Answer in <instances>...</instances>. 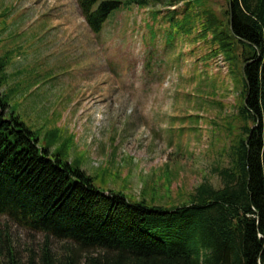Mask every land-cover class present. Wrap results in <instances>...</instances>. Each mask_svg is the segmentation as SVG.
<instances>
[{
    "label": "rangeland",
    "instance_id": "1",
    "mask_svg": "<svg viewBox=\"0 0 264 264\" xmlns=\"http://www.w3.org/2000/svg\"><path fill=\"white\" fill-rule=\"evenodd\" d=\"M166 12L164 0L125 6L94 35L76 0H0L5 118L24 123L40 150L101 191L163 210L203 182L222 185L213 168L229 167L244 104L242 60L206 61L202 43L193 53L183 36L170 41ZM43 243L0 217V244L18 262ZM7 258L1 248L0 263Z\"/></svg>",
    "mask_w": 264,
    "mask_h": 264
},
{
    "label": "trees",
    "instance_id": "2",
    "mask_svg": "<svg viewBox=\"0 0 264 264\" xmlns=\"http://www.w3.org/2000/svg\"><path fill=\"white\" fill-rule=\"evenodd\" d=\"M76 1L97 35L122 7L149 0ZM164 1L170 41L183 36L193 53L202 43L206 61L242 60L244 104L229 167L213 168L222 185L203 182L169 210L105 193L86 172L40 150L20 120L6 119L0 95V217L44 239L24 264H264V0ZM51 243H61V253ZM1 248L5 264H23Z\"/></svg>",
    "mask_w": 264,
    "mask_h": 264
},
{
    "label": "water",
    "instance_id": "3",
    "mask_svg": "<svg viewBox=\"0 0 264 264\" xmlns=\"http://www.w3.org/2000/svg\"><path fill=\"white\" fill-rule=\"evenodd\" d=\"M230 21H231V16H230ZM246 100V99H245Z\"/></svg>",
    "mask_w": 264,
    "mask_h": 264
}]
</instances>
